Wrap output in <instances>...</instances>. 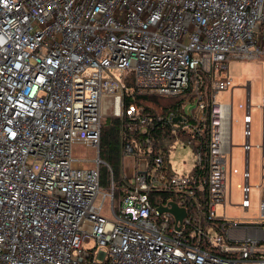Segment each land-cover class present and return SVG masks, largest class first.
Instances as JSON below:
<instances>
[{
  "label": "built area",
  "instance_id": "2783aa9c",
  "mask_svg": "<svg viewBox=\"0 0 264 264\" xmlns=\"http://www.w3.org/2000/svg\"><path fill=\"white\" fill-rule=\"evenodd\" d=\"M262 58L264 0H0V264H264V93L256 146L250 85L242 144L233 97L217 102L234 91L232 59ZM143 96L181 99L180 111L148 110ZM115 120L126 182L118 209L113 178L106 191L100 182L101 167L111 171L102 132ZM76 144L97 156L75 159ZM176 144L194 149L187 176L172 172ZM253 149L260 223L227 216L228 206L252 207ZM107 198L113 220L102 214ZM171 202L186 210L181 225L159 211Z\"/></svg>",
  "mask_w": 264,
  "mask_h": 264
},
{
  "label": "rangeland",
  "instance_id": "374dc122",
  "mask_svg": "<svg viewBox=\"0 0 264 264\" xmlns=\"http://www.w3.org/2000/svg\"><path fill=\"white\" fill-rule=\"evenodd\" d=\"M228 75L233 80L234 91L222 92L217 96V102L223 104H231L233 97L234 106V124H233V142L234 145L243 143L242 138V125L240 123L241 110L239 104L245 101V95L250 85L251 101H252V116H253V137L252 145H260L262 143V113L258 106L261 104L262 95L264 93V58L260 61H247L232 59L229 62ZM117 77L120 76L119 72H115ZM233 95V96H232ZM174 103V100H173ZM111 122V121H109ZM108 120L104 119L103 125L107 124ZM97 156L96 150L86 148L84 145L76 144L73 146V157L79 160H92ZM104 161V160H103ZM262 158L261 153L257 149H253L250 157V172L253 176L252 186L254 193L252 195V207L249 212H245L238 207H227V216L229 218H237L238 221H248L250 223H260V191L255 187L261 185L262 175ZM170 164L172 172L175 175H189L196 165V155L191 145L176 144L170 153ZM86 167H92V163L84 164ZM81 164H75V167H80ZM233 167L239 171L245 167L244 158L241 154L240 148L236 147L233 151ZM239 179L237 177L233 180V203L239 204L241 202L240 191L237 188ZM105 188H103L104 190ZM105 189L104 191L108 190ZM111 199L107 198L104 202V209L102 214L110 219H114L112 212ZM116 209L119 208L118 201L115 202ZM223 211V207H219L218 212ZM94 242L91 241L85 244L86 248H92Z\"/></svg>",
  "mask_w": 264,
  "mask_h": 264
},
{
  "label": "trees",
  "instance_id": "16d2710c",
  "mask_svg": "<svg viewBox=\"0 0 264 264\" xmlns=\"http://www.w3.org/2000/svg\"><path fill=\"white\" fill-rule=\"evenodd\" d=\"M174 100V103H173ZM137 101L146 106L148 110H154L157 113L166 111L178 110L180 111L181 99H167L160 96H143L139 97ZM132 101L129 97L125 98V106H128ZM121 134L119 129V121H112L111 124L105 126L102 132L101 139V159L104 160L111 171L102 166L100 169L101 186L105 189L110 188L111 178L114 181L115 187V202H120L125 195L126 182L122 176V142L120 140ZM112 172V174H111ZM164 199L166 195H162Z\"/></svg>",
  "mask_w": 264,
  "mask_h": 264
},
{
  "label": "water",
  "instance_id": "95a60500",
  "mask_svg": "<svg viewBox=\"0 0 264 264\" xmlns=\"http://www.w3.org/2000/svg\"><path fill=\"white\" fill-rule=\"evenodd\" d=\"M159 211L161 213L167 212L174 216L176 224L181 225L185 218H186V210L184 208H180L176 203H169L168 207H160ZM178 230H180V227H177Z\"/></svg>",
  "mask_w": 264,
  "mask_h": 264
}]
</instances>
